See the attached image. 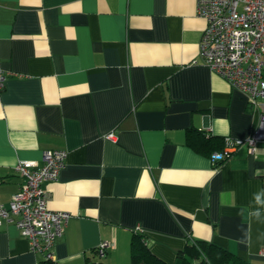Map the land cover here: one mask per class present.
Segmentation results:
<instances>
[{
	"label": "crops",
	"instance_id": "1",
	"mask_svg": "<svg viewBox=\"0 0 264 264\" xmlns=\"http://www.w3.org/2000/svg\"><path fill=\"white\" fill-rule=\"evenodd\" d=\"M204 27L195 0H0V202L19 160L66 151L42 183L70 213L53 261L88 264L109 241L104 262L130 264L139 231L170 264L190 240L264 264V141L215 165L187 144L188 131L245 138L264 109L202 63ZM42 259L0 225V264Z\"/></svg>",
	"mask_w": 264,
	"mask_h": 264
},
{
	"label": "built area",
	"instance_id": "2",
	"mask_svg": "<svg viewBox=\"0 0 264 264\" xmlns=\"http://www.w3.org/2000/svg\"><path fill=\"white\" fill-rule=\"evenodd\" d=\"M196 15L205 20L199 41V56L210 71L220 75L233 88L242 92L256 109L264 102V0H195ZM0 69V89L6 80ZM105 139L114 141L115 134ZM221 150L210 154L215 165L225 161L239 146L249 153L264 141V109L256 129L245 138L225 137ZM66 151L48 150L41 164L19 160L15 171L23 182L7 205L0 202V225L12 222L27 238L31 251L52 259V246L63 233L70 213L51 209L45 180L56 179L64 166ZM112 247L109 241L99 242L96 250L104 256Z\"/></svg>",
	"mask_w": 264,
	"mask_h": 264
},
{
	"label": "trees",
	"instance_id": "3",
	"mask_svg": "<svg viewBox=\"0 0 264 264\" xmlns=\"http://www.w3.org/2000/svg\"><path fill=\"white\" fill-rule=\"evenodd\" d=\"M187 144L195 151L210 154L219 151L224 145V139L214 136H205L197 131H188L186 136ZM223 162V161H221ZM221 162H217L218 164ZM216 163V164H217ZM96 260L88 264H108L101 260L95 249ZM38 264H58L52 259L44 258ZM130 264H170L152 253L146 243L145 235L134 231L130 238ZM174 264H246L228 250L204 240H190L184 249L178 251Z\"/></svg>",
	"mask_w": 264,
	"mask_h": 264
},
{
	"label": "rangeland",
	"instance_id": "4",
	"mask_svg": "<svg viewBox=\"0 0 264 264\" xmlns=\"http://www.w3.org/2000/svg\"><path fill=\"white\" fill-rule=\"evenodd\" d=\"M101 260H104V258L102 257V259Z\"/></svg>",
	"mask_w": 264,
	"mask_h": 264
}]
</instances>
